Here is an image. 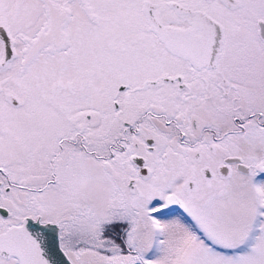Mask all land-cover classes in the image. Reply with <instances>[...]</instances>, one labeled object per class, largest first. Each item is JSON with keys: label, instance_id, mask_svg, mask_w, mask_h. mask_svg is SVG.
<instances>
[{"label": "snow or ice", "instance_id": "6c2138e0", "mask_svg": "<svg viewBox=\"0 0 264 264\" xmlns=\"http://www.w3.org/2000/svg\"><path fill=\"white\" fill-rule=\"evenodd\" d=\"M0 264H264V0H0Z\"/></svg>", "mask_w": 264, "mask_h": 264}]
</instances>
